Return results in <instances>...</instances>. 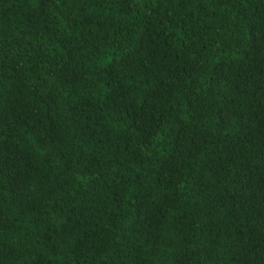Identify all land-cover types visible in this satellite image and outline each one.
Returning <instances> with one entry per match:
<instances>
[{
  "label": "trees",
  "instance_id": "1",
  "mask_svg": "<svg viewBox=\"0 0 264 264\" xmlns=\"http://www.w3.org/2000/svg\"><path fill=\"white\" fill-rule=\"evenodd\" d=\"M0 264H264V0H0Z\"/></svg>",
  "mask_w": 264,
  "mask_h": 264
}]
</instances>
